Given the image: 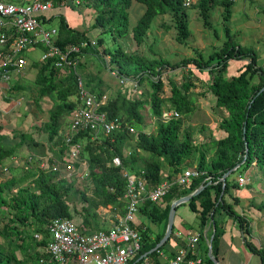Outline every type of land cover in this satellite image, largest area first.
I'll return each instance as SVG.
<instances>
[{
    "label": "trees",
    "instance_id": "1",
    "mask_svg": "<svg viewBox=\"0 0 264 264\" xmlns=\"http://www.w3.org/2000/svg\"><path fill=\"white\" fill-rule=\"evenodd\" d=\"M60 1V0H56ZM89 6L96 10L93 28H101V33L108 32L113 38H121L130 34V8L134 1L145 5V11L132 27V37L135 43L142 45L151 30L153 21L160 15L170 14L174 18L178 29V40L185 42L190 36L189 19L187 9L183 6L184 0H87ZM212 4H221L225 9V20L232 17L229 0H200L201 16L209 18V9ZM58 19L59 44L76 43L89 40L88 30H77L69 24L63 13L53 14L50 22ZM228 39L214 50L207 58L203 56H187L177 62H171L164 57L149 58L138 52L125 51L121 46L113 51L105 50L109 56L104 60L111 72L126 79L128 85L137 82L142 85L148 82L152 88L147 98L131 97L129 93L119 91L116 97H111L106 109L112 118L121 119L124 129L114 135L103 136L100 141H91L89 134L75 136V141H82L84 146L82 157L88 162L91 169V183L95 197L90 200L85 193L73 189L72 183L65 177L63 169L54 172L52 169H35L33 187H16L18 180L11 176L6 182H0V223L5 216L9 220L0 229V236L8 240L10 254L0 243V264H50L44 248L50 241L48 222L54 217H67L76 223L81 229L87 230L100 228L97 221V210L100 206L112 205L118 209L121 215L127 211L125 198L127 180L122 174V169L127 168L134 172H144L145 178L152 188L161 183L164 178L174 180L177 174L183 172V166L187 163L196 165L203 172L200 177L194 178L188 187L175 184L172 190L161 201L146 200L140 206V212L154 222H164L162 232L156 237L152 230L146 228L143 223L133 227L141 234V249L128 264H140L144 254L160 264L161 250L175 237V225L170 239L158 250L152 251L164 237L172 202L179 197L186 196L202 185L204 188L189 202V206L197 213L200 219V227L204 228L216 220L217 213L222 209L229 214L238 217L242 226L244 241L249 248L260 255L264 264V246L253 242L249 236V229L244 216L237 214L232 203H228L225 195L231 187H238L231 181L233 173L227 177L225 183L220 180L224 174L235 168L238 174L244 172L256 163L264 168V69L257 66L256 50L243 46L228 31ZM102 38L99 39L101 44ZM9 43L0 42V51L7 50ZM98 46L85 49L84 52L97 53ZM231 59H248L245 69L240 76H225ZM39 69L36 83L40 86L38 91L41 97L56 93L58 105L50 112V119L45 123V131L51 139L47 150H37L29 153L33 157L51 155L53 159H62L66 156L68 145L61 135L63 116L71 113L77 106V78L73 71H63L55 68L50 61L35 62ZM13 71L12 66L7 67ZM180 68L184 75V81L180 84L165 81V73L171 69ZM2 68H0L1 70ZM209 71L210 80L206 82L205 94H212L219 109H224L227 116L222 118L219 127L223 136L216 138L211 144L207 140L196 143L193 140V132L183 131V119L175 118L163 121L162 114L165 110L175 109L181 116L190 115L195 109V93L192 89L197 87L198 72ZM256 74L257 81L249 84L247 74ZM197 76V77H196ZM86 85L94 91L100 90L101 82L97 86L89 80ZM166 86H170L171 94L163 96ZM19 87L18 83L13 86ZM1 97V91H0ZM71 97H75L74 100ZM149 110L155 118V129L145 130V113ZM134 130L137 133L136 148L126 153V140L128 134ZM247 144L249 151L247 152ZM26 146L34 150L39 146L43 149L45 142L38 141L30 133H22L16 144L9 145L6 142L0 128V172L2 166L12 156L19 153L20 147ZM120 156L123 166H114L112 160ZM64 161V159H63ZM52 162V161H50ZM169 172L166 174V167ZM14 168L9 169V173ZM211 178L207 180V178ZM80 192L87 201L81 210L76 208V215L72 211L71 196ZM236 202L239 197L234 196ZM164 201L165 206L162 204ZM254 204V203H253ZM257 209L264 211V201L254 204ZM28 229H33L29 233ZM39 233L41 238H36ZM222 228L216 223V231L212 243L213 254H217V248ZM205 262L215 264L209 255V246L204 247ZM19 252H23L25 258L21 259ZM44 259V261H42ZM204 262V263H205Z\"/></svg>",
    "mask_w": 264,
    "mask_h": 264
},
{
    "label": "built area",
    "instance_id": "2",
    "mask_svg": "<svg viewBox=\"0 0 264 264\" xmlns=\"http://www.w3.org/2000/svg\"><path fill=\"white\" fill-rule=\"evenodd\" d=\"M86 0H28L16 2L0 0V42L9 43L7 50L0 51V90L9 88L14 79L13 73H20L27 66V53L42 49L39 62L50 61L51 64L63 71H73L77 78V106L72 111V118L68 122L65 142L68 145L66 156L53 159L51 155L33 157L27 155L26 163L36 164L40 169H52L54 172L64 168L65 177L70 181L77 177L79 181L91 179V169L82 157L83 142L75 141V136L89 134L91 141H100L103 136L114 135L124 129L120 118H112L106 109L110 95L106 91H94L86 85L79 72L81 57L85 49L98 46L94 38L66 45L59 44L58 27H47L51 12L55 8L76 7ZM234 3L237 0H229ZM196 0H184L185 8L191 7ZM12 66L13 71L7 67ZM124 84L126 79L112 72ZM139 85L133 83L136 90ZM181 115L175 109L165 110L162 120L167 122ZM134 131V130H132ZM127 154L130 152H126ZM12 165L19 163L21 158L11 157ZM64 159V161H63ZM52 161V162H50ZM112 164L123 166L120 156H115ZM36 167V168H37ZM10 166L5 164L3 171L8 172ZM122 174L127 180L125 198L127 211L107 229L86 231L67 217H54L48 222L50 241L43 249L48 255L50 264H128L135 257L142 245L141 234L133 227L140 212V206L146 201L158 202L163 199L175 184L185 188L194 178L203 172L196 167H189L177 174L174 180L165 179L150 188L144 172H134L123 168ZM212 182L211 178H207ZM220 180H223L221 178ZM249 178L245 173L238 176L240 186H245ZM36 238H41L39 233ZM178 238L185 237L186 243L176 254L160 264H204V257L200 253L201 233H176ZM161 253V252H160ZM140 264H154L149 257H144ZM44 261V259H42Z\"/></svg>",
    "mask_w": 264,
    "mask_h": 264
},
{
    "label": "rangeland",
    "instance_id": "3",
    "mask_svg": "<svg viewBox=\"0 0 264 264\" xmlns=\"http://www.w3.org/2000/svg\"><path fill=\"white\" fill-rule=\"evenodd\" d=\"M13 1H28V0H13ZM248 0H237L234 6L242 8L244 2ZM193 4L191 7L186 8L190 36L185 42L178 40V29L174 18L170 14L160 15L153 21L150 32L148 33L145 42L138 46L132 37V27L137 23L138 19L142 16L145 11V5L134 1L130 8V22L131 32L129 35L121 38H113L108 32L101 33V28H93L95 22L96 10L94 6H89L86 0L84 4L71 9L63 10L66 13L71 25L77 29H87L90 38H94L98 42L97 53L91 51L83 53L81 57V65L79 72L82 75L85 82L91 80L94 86L101 82L100 90L106 91L111 97H116L119 91L123 93H129L131 97L147 98L150 91L152 90L148 82L143 83L134 90L132 85L127 83L122 84L118 78H115L111 74V70L105 65L104 60H108L109 56L105 50L113 51L115 47L121 46L125 51L138 52L149 58L164 57L171 62H177L187 56L199 57L203 56L207 58L210 53L216 50L222 43L228 39L227 26L232 28V36L238 41H241L246 34V31L236 29L238 21L242 18V21L248 27L251 22H246L248 18H252L251 15L247 17V14L242 13L241 15L236 14L233 16L231 22L225 20V11L221 12L215 7L216 4H212L209 9V18L204 19L200 13V7L197 6L199 3ZM62 8V7H61ZM60 8V9H61ZM220 8V7H218ZM233 8V7H232ZM59 8H55L51 14H59ZM247 17V18H246ZM253 24V23H252ZM58 25V19L47 24V27H53ZM245 35V36H244ZM102 38L101 44L99 39ZM249 44L256 49L257 53V66L264 69V39L256 42L255 39L248 41ZM105 49V50H104ZM42 49H36L32 52L27 53L28 64L24 69H21L20 73H13L14 79L8 85L9 88L1 91L0 97V128L4 135H6V142L9 145L16 144L22 133L32 134L38 141L45 142L47 146L45 149L39 146H35L34 150H29L26 146L18 149L19 153L15 155L21 158L19 163L12 165V159L7 161V165L14 168V172L9 173L3 171L0 172V182H6L11 176H15L18 180L16 187H33L35 179L36 164L26 163L25 157L29 153H36L37 150H47L49 143V134L45 131L44 125L50 119V112L58 105L59 100L56 93L45 95L41 97L39 95V85L36 83V77L38 74V68L35 66V62L40 61L42 56ZM248 61L242 59L231 60L229 66L225 72V76L230 78L234 75L240 76L242 71L246 68L245 64ZM186 72L178 69H171L165 73V81L169 84L170 80L177 83L184 81V75ZM197 87L193 88L192 91L195 93V109L188 116H180L183 119L184 130L193 132V140L196 143L207 140L209 144L213 140L222 136V131L219 127L222 118L227 116V112L224 109H219L216 106L215 98L212 94H205L204 89L206 86L204 81H208L211 78L209 71L203 73L198 72ZM197 77V76H196ZM257 81L256 74L252 75V72L247 74V82L252 84ZM19 85L16 89L13 87L14 84ZM171 94L170 86H166L163 96ZM75 97H71L74 100ZM145 113V130L152 131L155 129V118L151 116L149 110H144ZM72 118V112L67 113L63 116V126L61 129V135L64 137L67 129L68 122ZM137 143V133L135 131L128 134L126 140V152L135 150ZM13 157V156H12ZM186 166H195V164L187 163ZM184 167V166H183ZM187 169V168H185ZM64 170V168H63ZM65 172V171H64ZM238 172L235 171L233 176H237ZM232 179V176L231 178ZM251 182L247 188V192L256 190L258 194L255 196L254 204H257V200H264V168L260 166L255 167L252 171ZM70 182L73 185V189L86 194L87 197L93 199L95 197L93 193V185L91 179L87 181H79L77 177L71 179ZM232 188V187H231ZM80 192L76 195L71 196L72 211L75 216L76 208H81L86 204L87 201L83 199ZM185 205V204H183ZM255 206V205H254ZM101 211L105 210L102 209ZM237 214L239 211L234 209ZM141 213V212H139ZM178 213V212H177ZM137 219V217H136ZM9 220V216H5L3 221L0 223V229ZM33 229H28L29 233H32ZM0 243L4 246L5 250L10 254V246L8 240L4 236H0ZM21 259L25 258L23 252H19ZM32 264V263H30Z\"/></svg>",
    "mask_w": 264,
    "mask_h": 264
},
{
    "label": "crops",
    "instance_id": "4",
    "mask_svg": "<svg viewBox=\"0 0 264 264\" xmlns=\"http://www.w3.org/2000/svg\"><path fill=\"white\" fill-rule=\"evenodd\" d=\"M200 1V0H199ZM198 3V0H196ZM196 3V4H197ZM235 2L231 5L232 17L228 20L231 22L234 15L242 13L252 16V18H248L246 22H251V24L245 25L242 21V18L238 21L236 29L240 30L243 34V30L246 31L247 36H245L241 41H238L243 46H248L253 49L248 41L255 39L256 42H259L261 39H264V0H248L244 2V6L242 8L234 6ZM220 7V8H218ZM233 7V8H232ZM219 11L223 12L224 6L221 4H217L215 7ZM71 9L70 7H64L60 9L59 13H63L71 25L69 19L66 16V11L62 12L63 10ZM225 13V12H224ZM246 17V18H247ZM253 23V24H252ZM71 27L75 28L73 25ZM77 29V28H75ZM88 29V28H87ZM87 29H77V30H87ZM232 34V28L227 26V32ZM228 34V33H227ZM226 41V40H225ZM256 50V49H255ZM235 60V59H231ZM230 60V61H231ZM248 61V59H242ZM111 74L116 78V76L111 72ZM223 134V132H222ZM223 136V135H222ZM220 136V137H222ZM190 167V166H189ZM186 164L183 167V171L186 170L185 168H189ZM195 167V166H192ZM255 167H258L256 163L252 165L250 168L245 170L244 172L239 173L237 176H232L231 181L238 183V176L240 174L245 173L249 178V182L245 186H233L229 193L225 195V199L228 203H232L234 209L239 211V214L244 216L247 222V227L249 229V236L253 240V242L259 246H264V211H261L254 206L253 201H255V196L258 194L256 190L252 192H247V188L251 182L252 171ZM169 172V167H166V174ZM168 179V178H164ZM239 197L240 201L236 202L233 197ZM264 201L263 199L257 200V204ZM162 204L165 206V202L162 201ZM185 204V205H183ZM100 206L97 210L98 213V223L100 228L98 229H107L109 228L117 219L118 216L121 215L118 209L114 208L112 205L107 207H103L105 209L101 211ZM178 212V213H177ZM223 230V235L220 238L217 254L215 255L219 261V264H263L261 257L259 254L253 252L249 246L244 241V234L242 230V226L238 220V217L229 214L227 210L222 209L221 212L217 213L216 220L206 225L204 228L200 227V219L199 216L195 211L191 209L188 202L182 203L177 206L176 211V218H175V235L178 231H182L183 233L189 232H198L201 233V240H200V253L204 257L205 262V251L204 247L207 244L209 246V238L211 236L213 223H217ZM143 223L144 226L153 232V238L160 232H162L164 227V222H154L149 217H146L143 213H139L137 219L135 220L136 225ZM97 230L95 227H91L86 231H94ZM177 237V236H175ZM186 243V238L181 237L177 240L169 241L165 247L161 250L159 261L164 262L168 258L174 256L177 250L184 246ZM204 264H207L206 262ZM216 264V263H215Z\"/></svg>",
    "mask_w": 264,
    "mask_h": 264
},
{
    "label": "water",
    "instance_id": "5",
    "mask_svg": "<svg viewBox=\"0 0 264 264\" xmlns=\"http://www.w3.org/2000/svg\"><path fill=\"white\" fill-rule=\"evenodd\" d=\"M263 91H264V87L260 90V92H263ZM246 151L247 152L249 151L248 144H247V150ZM241 166L242 165L239 164L235 168H233L232 170H230L227 173H225L224 176H223L224 183H225V180L227 179V177H229L233 172L237 171ZM203 188H204V186L202 185L200 188H198L194 192H192V193H190V194H188L186 196H182V197L176 198L172 202L171 209H170V213H169L168 225H167V229H166L165 235L161 239V241L156 245V247L152 251H150V253L153 252L154 250H158L161 246H163L170 239V236H171V234L173 232V229H174L177 206L180 205V204H182V203L189 202ZM213 222H214V220H213ZM215 231H216V223H213V228H212L211 236L209 238V255H210L211 259L216 264H219L218 259L216 258V256L213 254V251H212V243H213V240H214ZM147 255L148 254H144L142 258L147 257Z\"/></svg>",
    "mask_w": 264,
    "mask_h": 264
},
{
    "label": "bare ground",
    "instance_id": "6",
    "mask_svg": "<svg viewBox=\"0 0 264 264\" xmlns=\"http://www.w3.org/2000/svg\"><path fill=\"white\" fill-rule=\"evenodd\" d=\"M239 186V185H238Z\"/></svg>",
    "mask_w": 264,
    "mask_h": 264
}]
</instances>
